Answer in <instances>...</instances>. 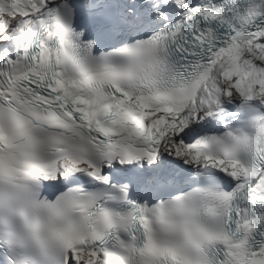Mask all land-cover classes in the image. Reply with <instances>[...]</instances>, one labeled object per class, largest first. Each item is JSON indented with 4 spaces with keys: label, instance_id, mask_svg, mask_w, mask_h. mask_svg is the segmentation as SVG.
Instances as JSON below:
<instances>
[{
    "label": "snow or ice",
    "instance_id": "6c2138e0",
    "mask_svg": "<svg viewBox=\"0 0 264 264\" xmlns=\"http://www.w3.org/2000/svg\"><path fill=\"white\" fill-rule=\"evenodd\" d=\"M0 264H264V0H0Z\"/></svg>",
    "mask_w": 264,
    "mask_h": 264
}]
</instances>
